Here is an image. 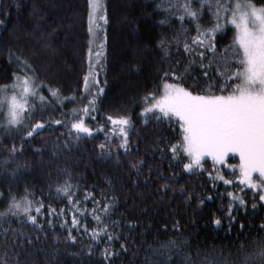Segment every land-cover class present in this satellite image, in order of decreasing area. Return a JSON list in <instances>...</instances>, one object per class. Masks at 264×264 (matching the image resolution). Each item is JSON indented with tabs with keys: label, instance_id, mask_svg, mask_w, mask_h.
I'll return each mask as SVG.
<instances>
[{
	"label": "trees",
	"instance_id": "1",
	"mask_svg": "<svg viewBox=\"0 0 264 264\" xmlns=\"http://www.w3.org/2000/svg\"><path fill=\"white\" fill-rule=\"evenodd\" d=\"M161 2L104 0L108 23L103 26L100 36L102 39L106 37V58L103 61L104 71L98 77L104 93L97 101L98 112L92 113L95 119L85 117L89 127L95 130L103 126V130L75 141L68 135L73 109L87 102L81 100L83 77L88 71L87 0H0V87L12 84L14 73L25 74L21 61L28 62L38 78L36 83L43 85L36 98L30 99L31 111L19 128L8 130L0 127V160L7 156L13 144L19 148L21 138L32 124L47 122L45 128L34 134L17 156V160L27 166L15 177L0 171V212L7 209L13 196L19 198L27 188L32 194L29 198L34 201L33 215H36L35 201L43 202L44 216L38 217V223L43 226L44 232L39 233L40 239L36 240L38 230L27 223L22 214L20 218L11 214L0 218V264L5 261L16 264L17 257L19 264H106L102 250L108 246L107 236L102 234L98 241L90 238L91 230L104 224L109 225V232L119 236L110 246L119 252L112 264H147L146 257L151 255L148 251L150 245L158 246L160 242L181 234L191 237L193 254L197 244L201 251H211L213 247L220 250V246L227 245L223 249L225 254L230 251L231 259H237L240 241L251 250L253 240L264 235L258 233L259 225L264 223V207L259 197L253 199V192L239 185L232 175L234 171L238 175V169L229 167L239 163L238 157L227 158L226 165H216L215 169L212 161L205 159L203 171L186 173L183 170L184 161H173L170 166V153L158 150L180 139L178 123L170 125L167 120L157 123L151 115L148 123H144L145 117L141 115L145 107L143 97L161 84V76L169 62L182 61V70L188 60L198 59L199 49L191 57L184 52L185 35L195 36L197 23L201 25V30L215 23L206 3L199 20L185 19L183 28L187 32L179 37V51L173 42L170 60L165 59L158 42L162 37L170 39L181 32V22L176 15H172L167 24L161 25L159 21L169 15L163 8L156 7ZM253 2L257 6L264 5V0ZM233 38L229 24L217 32V53L232 44ZM194 68H198V64ZM191 75L197 76L198 72L192 71ZM184 83L187 87L193 81L188 79ZM206 83L201 82L200 87H206ZM49 88L59 90V98L52 97ZM40 95L46 98L45 102L41 103ZM71 97L76 99H65ZM108 115L130 117L129 154L118 148L122 137L118 127L112 131ZM52 120L64 123L55 125ZM3 122V115H0V124ZM105 133L111 139H107ZM157 138L163 143L157 145ZM65 141H70L67 148L64 147ZM101 143L109 145V158L101 156ZM34 149L41 151L35 152ZM136 160L144 162L138 177L136 171L130 168ZM10 167H15V164ZM217 169L234 184L225 185L223 181L210 178L209 172L215 177ZM65 181L72 186L74 200L79 201L80 212L75 215L80 227L72 231V235L77 237L75 243L66 239L68 228H61L65 220L71 227L74 214L67 196L56 190ZM166 182L169 188L165 192L160 190V186ZM181 186L185 189L182 195ZM241 187H244L243 193ZM228 192L242 195L246 200L243 208L238 201L234 204L232 215L236 222L230 234L226 218L230 201ZM86 193H92L96 200L103 203L110 202L105 197H115V205L109 213L99 210L96 213L102 217V224L98 225L93 218V200H85ZM201 199L204 200L203 205L200 204ZM253 203L257 204L255 209ZM49 206L57 212L66 210L63 216L48 217L53 219L52 226L45 219ZM84 212L88 214L83 215ZM216 218L221 219L220 226L213 224ZM21 220L25 223L22 224ZM129 221L135 227H130ZM241 223L245 225L243 232L240 231ZM177 224L179 232L173 231V225ZM164 225H167V231ZM9 226L29 234L33 244L29 246L17 240L13 245L12 232L8 233V242L5 243L2 228ZM85 227L88 232H85ZM237 236H240V241H236ZM57 237L58 244L54 243ZM121 242L127 243V252L120 250ZM89 247L93 249L91 254ZM54 252L55 261L52 260Z\"/></svg>",
	"mask_w": 264,
	"mask_h": 264
},
{
	"label": "snow or ice",
	"instance_id": "2",
	"mask_svg": "<svg viewBox=\"0 0 264 264\" xmlns=\"http://www.w3.org/2000/svg\"><path fill=\"white\" fill-rule=\"evenodd\" d=\"M207 3L208 10L212 11L213 0H162L157 4V8H163L169 15L159 21L161 25L167 24L170 16L176 15L181 22V32H178L172 38L162 37L158 42V47L163 50L164 58L171 57L170 47L173 42L177 45L179 51L180 35L187 32L183 28L186 18H191L192 21H197L202 15V10ZM215 11L213 17L215 23L211 27L201 30V25L197 23V34L192 37L185 35L183 43L184 52L191 57L198 51V59H190L184 64L181 70L182 61L169 62L168 67L163 71L161 76V84L157 88L147 93L143 97L145 107L142 108L141 115L145 117L144 123H148L149 115L156 118L157 123L164 120L170 122V125L178 123L180 129V139L166 145L165 148H158L162 153L168 152L171 155V163L183 162V170L186 173H194L197 170H204L205 157H208L213 162L215 169L216 165H223L225 158L229 153L238 154L239 164L230 165L234 169H238L235 176L239 185L245 186L253 192V199L259 197L261 206L264 207V5L257 6L253 0H214ZM199 5V7H197ZM87 34L88 48L87 60L88 71L83 77V92L81 100H86L78 109H73L74 116L71 120V128L68 135L73 137L75 141H79L83 136H92L94 131L103 130V126L98 129H92L85 121V117L92 116L93 112H98L97 101L104 93V88L100 86L99 75L104 71L103 61L105 57V38H101L100 33L103 26L108 23L107 16L104 14L103 0H87ZM178 13V15H177ZM2 23V22H0ZM231 24L235 29L233 42L225 46L224 50L217 53L215 43L216 33ZM208 61L207 64L205 61ZM24 66V75L14 73V84L12 85V95H7V86L0 88V115L5 116V120L0 127L8 130L19 128L25 117L31 111L32 105L30 99H35L42 84H37V77L34 70L27 61H21ZM198 64V68L194 65ZM192 71H197V76H192ZM28 73H32L29 75ZM191 79L192 85L185 86V81ZM201 82H207L206 87L201 88ZM106 83V81H105ZM18 90V91H17ZM52 97L59 98V90L49 88ZM157 93H160L157 95ZM75 100V97L65 98ZM41 103L45 102L46 98L43 95L39 96ZM107 120L113 125L112 131L119 128L121 138L118 148L123 149L127 155L130 153V140L128 129L132 126L129 116H107ZM47 122L37 121L32 124L24 137L21 138L19 148L16 144L8 150L7 156L0 160V171L7 172L10 176L15 177L27 166L26 163H20L17 156L23 152L24 145L33 138L34 134H39L46 126ZM52 124L62 125V120H52ZM107 139H111L105 133ZM70 141H65L64 147L67 148ZM163 143V140L157 138V145ZM59 148V142H57ZM100 154L105 158H109L111 149L107 143L99 145ZM35 152L41 151L34 149ZM163 158V157H162ZM15 164V167L10 165ZM143 160H136L130 164V168L136 171L137 177L140 175V170L143 167ZM151 171V169H149ZM210 178L223 181L225 185H233L232 179H226L224 175L219 173ZM256 174V175H254ZM162 175V174H161ZM167 180V178H165ZM109 184L111 181H107ZM135 183V181H133ZM71 184L65 181L64 184L57 186V192L67 196L74 214L71 220V227L67 225V221L61 223V228H68V241L76 242L77 237L72 235L73 229L80 227L79 220L75 215L80 212L79 201H75L71 192ZM169 184L166 182L160 186V190L167 191ZM183 186L180 188V194L184 193ZM244 192V187L240 189ZM175 192V189H173ZM27 188L22 196L17 198L13 196L9 201L5 211L0 212V218L6 217L9 214L13 217L20 218L21 214L26 217V222L30 223L34 229L38 230L35 237L40 239L39 233H43L44 229L38 223V217L44 216V205L42 201H35L33 215V199ZM230 201L227 205V219L229 221V234L236 218L232 215L235 211L234 204L239 202L240 207L246 206V200L242 195H237L234 192H228ZM91 198L93 200L92 215L98 225L102 224V217L97 211H102L107 214L115 205V197H105L109 199V203L98 201L92 196V193L85 194V200ZM190 198V197H188ZM212 199L211 196L208 197ZM200 204H204V200H200ZM253 209L257 207L256 203L252 205ZM65 209L57 212L51 206L48 207L47 216L49 226L53 225V219L48 217L63 216ZM84 212L83 215H87ZM21 223L25 221L21 220ZM221 219L216 218L213 224L220 226ZM130 227H135L129 221ZM2 227V226H0ZM115 227V225H113ZM245 225L241 223L240 231L243 232ZM109 225L104 224L103 227H98L91 230L90 238L93 241H98L102 238V234L107 236L106 246L102 250V258L106 264H112V260L119 255V252L112 249L110 246L114 240H118L119 236L109 232ZM164 230L167 231V225H164ZM89 230L85 227V232ZM173 231L179 232V227L173 225ZM12 232L13 245L17 240L31 246L33 238L24 232H18L16 229L2 228V235L7 243L8 233ZM258 233L264 234V223L259 225ZM46 235V233H45ZM247 239V237H245ZM236 241H240V236H237ZM233 241V243H236ZM59 243V238L54 241ZM191 237L179 235L175 238H169L166 241L160 242L158 246H149L148 251L150 256L146 257L147 264H264V235H260L253 240L251 250L247 249L242 241H240L237 259H231L232 253L227 254L223 251L227 245L220 246V250L213 247L211 251H201L200 245H196L195 253L193 254ZM120 250L128 251L126 242H121ZM89 254L93 249L89 247ZM55 252L52 255V260L55 261ZM7 264V261L4 262ZM16 264H19L17 257Z\"/></svg>",
	"mask_w": 264,
	"mask_h": 264
},
{
	"label": "rangeland",
	"instance_id": "3",
	"mask_svg": "<svg viewBox=\"0 0 264 264\" xmlns=\"http://www.w3.org/2000/svg\"><path fill=\"white\" fill-rule=\"evenodd\" d=\"M233 2H234V0H233ZM103 4H104V0H103ZM213 8H214V10H215V3H214V0H213ZM211 13H212V15H213V12L211 11ZM214 18V17H213ZM229 26L232 28V30H233V35L235 34V29H234V27L231 25V24H229ZM14 84V82L12 83V84H10L9 86H7V95H12V92H13V89H12V85ZM5 87V86H4ZM4 87H0V88H4ZM18 91V90H17ZM2 94H4V93H0V95H2ZM160 94V93H159ZM3 118H4V120H5V116L3 115ZM230 157H238V159H239V156H238V154H233V153H229L228 155H227V157L225 158V163L223 164V165H226V163H227V158H230ZM205 159H209L210 161H211V159L210 158H208V157H205ZM213 163V162H212ZM239 164V163H238ZM237 164V165H238ZM218 166H221V165H218ZM254 175H256V174H254ZM23 215V214H22Z\"/></svg>",
	"mask_w": 264,
	"mask_h": 264
}]
</instances>
